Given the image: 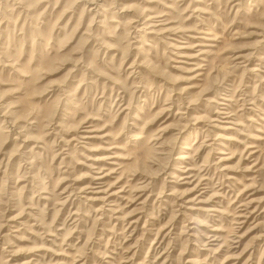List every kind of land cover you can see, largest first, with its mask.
Instances as JSON below:
<instances>
[{"label":"rangeland","instance_id":"rangeland-1","mask_svg":"<svg viewBox=\"0 0 264 264\" xmlns=\"http://www.w3.org/2000/svg\"><path fill=\"white\" fill-rule=\"evenodd\" d=\"M87 1L0 0V264H264V0Z\"/></svg>","mask_w":264,"mask_h":264},{"label":"bare ground","instance_id":"bare-ground-1","mask_svg":"<svg viewBox=\"0 0 264 264\" xmlns=\"http://www.w3.org/2000/svg\"><path fill=\"white\" fill-rule=\"evenodd\" d=\"M94 1L95 0H93V2H91V1H87V2H91L93 5L94 4H96V2L94 3ZM239 4V3H238ZM237 5V4H236ZM21 7L23 8V9H26V10H28L27 9V7L24 5V6H22L21 5ZM95 7H99L100 9H101V5L99 4V3H97L96 4V6ZM91 10V9H90ZM92 10H95V9H93L92 8ZM99 13V10H97V11H95V15L96 14H98ZM163 15H154V16H152V15H150V14H146L145 16H142V17H140V20H139V22H138V24H136V26H134V28H135V30L137 29V27H140V25H143L142 26V28H140V29H137V30H144V31H142V32H144L145 33V38L147 37V35L148 36H150V35H155V36H157V35H162V34H164V33H166V32H169V31H171V30H174V29H171V27H167V23H165V24H163V22H158V21H160V20H158L157 18H160V17H162ZM142 19H144V21L143 22H140ZM134 22H137V20L136 21H134ZM161 25H163V26H161ZM203 29H205V28H203ZM199 31H201V30H199ZM201 32H205V35H208V36H205V37H201L203 40H201L200 41V43L199 44H197L196 46H202L199 50H198V54L199 55H204V57H205V52L207 53H209L211 50H210V48H208V49H206V48H203L204 46H214V45H210V42H215L216 40H217V37H218V34L217 33H213V28L212 27H208L205 31L204 30H202ZM200 33V32H199ZM260 35V34H259ZM144 37V36H143ZM263 38V40H264V36L262 37ZM261 38V39H262ZM146 40V39H145ZM262 41V40H261ZM209 42V43H208ZM175 47H177V46H175ZM181 47V46H180ZM179 47V48H180ZM181 48H184V47H181ZM178 49V48H177ZM198 54H197V56H198ZM193 56H196V55H193ZM243 55H239L238 54V56L237 57H235V59H238V58H241ZM199 58V57H198ZM248 59V58H247ZM201 60H203V61H206V59L205 58H203V59H201ZM238 63V62H237ZM234 65H235V63H234ZM238 65V64H237ZM254 70H256V68L254 69ZM136 72V71H135ZM199 75V74H198ZM182 98V97H181ZM222 99H224V100H226V101H229L230 99L229 98H227V97H224V98H222ZM182 100H184V99H182ZM225 101V102H226ZM220 105H227L226 103H224V102H221V103H219ZM186 108V107H185ZM181 109V108H180ZM186 109H188V108H186ZM195 110V109H194ZM216 111H218V110H216ZM215 111V112H216ZM222 111V110H221ZM228 113V112H227ZM227 113H225V112H220L219 113V115H221V114H227ZM177 114H185L184 113V111L181 113L180 111L178 112L177 111ZM186 115V114H185ZM218 117H220V116H218ZM225 117H227V116H225ZM219 119V118H218ZM215 120V119H214ZM213 119H212V121H214ZM217 120V119H216ZM14 121H16V120H14ZM8 122V121H7ZM195 122L197 123V122H199V121H197V119L195 120ZM227 122V121H226ZM11 123V122H10ZM195 123V124H196ZM14 124V123H13ZM82 125V124H81ZM189 125V124H188ZM10 126H12L13 128L15 127V126H13V125H10ZM57 126H59L60 127V129H62V130H64V127H66L63 123H59ZM211 126H213V125H211ZM79 127V126H78ZM80 128V127H79ZM222 128V127H221ZM53 129V128H52ZM78 129V128H77ZM16 131V130H15ZM74 131H76L75 129H74ZM7 132V131H6ZM13 132V131H12ZM18 132V135H20V136H23V134L21 133V131H17ZM16 132V133H17ZM80 132V131H79ZM84 132H86V131H84ZM91 132V131H90ZM182 132V131H181ZM180 132V133H181ZM198 132V131H197ZM179 133V132H178ZM76 134V133H75ZM198 134V133H197ZM79 136V135H78ZM198 136V135H197ZM17 137V136H16ZM91 137V136H90ZM179 137V136H178ZM80 138H88V136L87 137H80ZM176 139H177V137H176ZM72 140H75V138H73ZM20 141H23L24 143H26V142H28L29 140L27 139V137L24 139V140H20ZM71 141V140H70ZM68 143H70L69 142V140L67 141ZM23 143V144H24ZM196 143V142H195ZM187 146V145H186ZM203 145H199L198 146V149L197 150H200V149H203V147H202ZM205 146V145H204ZM19 148H20V146H19ZM163 148V147H162ZM182 148H185V149H189L190 150V147H182ZM220 153H221V151H219ZM190 152H186L185 154L183 153V154H181L180 156H178L176 159H179V160H181L182 162H179V164L181 165V167L185 164V162H186V160L187 159H190ZM224 159H226V158H224ZM219 160H223V159H220L219 158ZM111 164H113V163H111ZM115 164V163H114ZM105 165V164H104ZM7 167H8V165H7ZM178 167V166H177ZM94 168H97L98 169V171H97V173H99L98 175L99 176H94L92 179H100V180H102L103 178H105L106 176H108L109 174L108 173H106L105 174V169L103 168V165L101 164V167L100 166H98V167H94ZM184 169H187V170H190L191 168H188L187 166H185L184 167ZM108 170V172H114L113 171V169H110V168H108L107 169ZM173 170H175V171H180V170H182V169H180V168H176V167H173ZM194 170V169H193ZM181 172H183V173H185V172H187L186 170H184V171H181ZM176 172H174L173 171V173H171V177H175V176H173L174 174H175ZM108 174V175H107ZM173 174V175H172ZM102 175V176H101ZM227 175H229V174H225L224 176H227ZM188 177V176H187ZM177 178H180L179 176L177 177ZM226 178H230V177H226ZM183 178H180V179H178V181L179 180H182ZM202 180V179H201ZM203 180H204V178H203ZM253 180V179H252ZM200 181V180H199ZM96 184V182L94 181V180H91V182H89L86 186H82L81 188H79V192H85V190H87V189H89V188H94V194L92 195V196H89V197H86V200H89V201H99V202H101L102 203V206L103 205H108L109 206V204H110V202H112L110 199L111 198H113L117 193H116V191L114 192H111V189H109V188H107V189H102L101 187H103V186H101V185H99L98 187H96V186H94V187H92V185L93 184ZM188 183V182H187ZM98 184V183H97ZM189 184H191V183H189ZM195 187H197V184L193 187V188H195ZM69 188H72L71 186L69 187ZM193 190H195V189H192V191ZM191 191V192H192ZM78 192V193H79ZM88 192H90V191H88ZM111 192V193H110ZM63 193V192H62ZM77 193V192H76ZM77 193V194H78ZM174 193V192H173ZM173 193H169V194H173ZM72 193H70L69 194V196H67L66 198H70V195H71ZM188 194V193H187ZM73 195V194H72ZM78 196V195H77ZM45 198V197H44ZM72 199V198H71ZM195 198L194 199H188L187 201H185L186 203H189V202H195ZM184 202V203H185ZM198 202H202V201H198ZM101 206V205H100ZM250 207V206H249ZM102 208H105V206H103ZM195 207H193V206H191V207H188V209H194ZM203 209V208H202ZM205 209V208H204ZM106 210H109V209H106ZM199 210H201L200 208H199ZM102 211V210H101ZM208 211V210H207ZM210 211V210H209ZM244 212V211H243ZM246 212H250V211H246ZM246 212H244L243 213V215H245V213ZM255 212V210L254 211H251L250 213H254ZM242 215V216H243ZM236 217H237V215H236ZM239 217V216H238ZM244 217V216H243ZM247 217V216H246ZM116 218V217H115ZM11 220V219H10ZM243 221V220H242ZM133 222H136V221H133ZM215 230V229H214ZM213 230V231H214ZM168 235H170V234H168ZM216 235V234H215ZM208 236H212V235H208ZM208 238V237H207ZM213 240V239H212ZM203 242V241H202ZM201 243V242H200ZM203 244H205V243H203ZM209 244H211V243H208V245ZM205 246V245H204ZM199 247V246H198ZM206 249V248H205ZM215 251V250H214ZM28 262V261H27ZM29 263V262H28ZM132 263V262H131Z\"/></svg>","mask_w":264,"mask_h":264}]
</instances>
